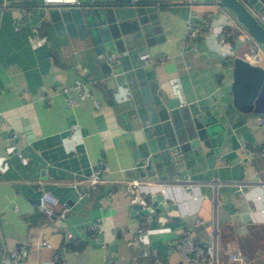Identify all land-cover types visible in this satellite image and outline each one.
I'll return each mask as SVG.
<instances>
[{
  "label": "crops",
  "instance_id": "crops-1",
  "mask_svg": "<svg viewBox=\"0 0 264 264\" xmlns=\"http://www.w3.org/2000/svg\"><path fill=\"white\" fill-rule=\"evenodd\" d=\"M4 2L12 7L0 12V264L21 244L20 264H156L144 245L161 264H180L173 243L182 229L201 243L215 239L218 264H264V113L239 110L232 91L236 56L264 63L236 18L214 0H149L156 7L143 23L133 0ZM22 8L29 14L17 28ZM204 19L211 30L186 36L189 22ZM35 31L44 42L32 41ZM144 51L156 62L139 68ZM85 74L94 78L88 95L70 106L58 90ZM193 110L207 129L197 144L189 143L198 133ZM179 140L186 150L174 160ZM101 161L109 170L92 189L88 177ZM134 178L141 203L162 192L179 216L133 212ZM40 190L66 211L56 223L39 208ZM98 220L100 233L92 229ZM138 225L147 229L141 239ZM238 248L243 262L229 258Z\"/></svg>",
  "mask_w": 264,
  "mask_h": 264
},
{
  "label": "built area",
  "instance_id": "built-area-1",
  "mask_svg": "<svg viewBox=\"0 0 264 264\" xmlns=\"http://www.w3.org/2000/svg\"><path fill=\"white\" fill-rule=\"evenodd\" d=\"M45 3L48 4H77L79 0H43ZM197 0H187L189 4L195 3ZM253 15L258 19V21L264 26V7L262 9H256L252 5H248ZM12 6L9 5L7 2L0 4V12L3 9L11 8ZM29 11L25 8H22L20 13L17 16L16 27L20 28L23 26L24 21L28 18ZM237 20V19H236ZM238 22V21H237ZM239 23V22H238ZM240 24V23H239ZM240 26L244 29L248 37V44L250 48V52L252 55L257 58L260 53L264 52V48L261 44H259L249 33L248 31L240 24ZM212 26L207 19H204L199 22H189L186 26V36H189L192 39H197L201 32L211 30ZM32 41L35 44H40L44 42L45 38L42 37L37 31H35L34 35L32 36ZM186 37L183 38V43L186 42ZM225 32L220 34V42H226ZM139 59L141 61L142 66H149L153 65L156 60L153 58L152 54L149 51H144L139 54ZM112 60L115 62L120 61V54L116 53ZM94 82V78L90 75L85 74L84 78L74 82L70 85L62 86L58 91L62 92L68 101L70 106H73L78 99H82L87 97L89 86ZM99 103V102H98ZM260 123L264 125V115L260 117ZM79 127L78 123H74L72 125V129H76ZM256 154H260L261 150L256 149L253 151ZM182 152L178 148H174L172 158L177 160L181 157ZM102 170H109V165L105 162L101 161L100 167L94 169L88 177V180L91 183V188L95 189L97 185L102 180L101 171ZM179 179V178H177ZM189 180V178L187 179ZM142 185V181L134 178L127 182V188L133 189L137 187V194H136V202H142V194L139 187ZM59 198L48 190H42L40 201H39V208L44 214L47 221L56 223L59 218H63L66 215V211L59 208ZM152 218V215L148 216V220ZM199 221V219H198ZM92 229L98 233L102 231L101 223L99 220L94 223ZM134 233L137 239L143 238L146 235L147 229L143 225H138L134 228ZM71 241L75 244L76 241L73 239L71 234L68 235ZM43 244L46 246H50V243L45 240ZM173 247L181 257L180 264H218V257H217V243L214 239L208 243H201L199 240L195 238L193 233L188 229H182L179 236L173 243ZM65 249V247H64ZM25 251V244H21L16 248L12 249L8 254V261L9 264H20L22 260L23 253ZM62 254V253H61ZM142 254L144 256H152L156 264H161L162 259L160 258L158 252L156 250L151 249L148 245L143 246ZM63 258V256H61ZM110 259V263L114 261L111 257V254L108 255ZM244 252L241 249H236L232 253H230L229 258L234 261L243 262L244 261Z\"/></svg>",
  "mask_w": 264,
  "mask_h": 264
},
{
  "label": "water",
  "instance_id": "water-1",
  "mask_svg": "<svg viewBox=\"0 0 264 264\" xmlns=\"http://www.w3.org/2000/svg\"><path fill=\"white\" fill-rule=\"evenodd\" d=\"M86 5L97 6L98 4L110 5L114 4V0H82ZM149 0H133V15L138 16L143 23V15L146 11L154 10L156 4L147 2ZM215 3L228 12H230L237 21L248 31V33L264 48V26L253 15L248 5H252L256 9L264 7V0H214ZM139 58V53H138ZM139 68H143L139 59ZM125 84L130 83L128 78L122 80ZM132 86V85H131ZM233 103L241 111L264 113V66L254 64L250 60L236 56L233 60ZM200 111H191L192 119L198 130L197 136L190 137L191 143H199L207 136L205 123L199 118ZM166 122L171 124L170 116L164 117ZM154 121L148 125L140 126L141 128L152 127ZM181 141V142H179ZM172 144V149L178 148L183 153L186 150L183 143L187 140H179ZM154 172L148 173L152 179H156ZM42 191H38L37 195L40 198ZM141 210L142 214L157 212L162 216L168 213L173 216H179V206L174 203H168L165 195L162 192L155 194V199L150 205H145L141 202H135L132 211Z\"/></svg>",
  "mask_w": 264,
  "mask_h": 264
},
{
  "label": "rangeland",
  "instance_id": "rangeland-1",
  "mask_svg": "<svg viewBox=\"0 0 264 264\" xmlns=\"http://www.w3.org/2000/svg\"><path fill=\"white\" fill-rule=\"evenodd\" d=\"M258 62L264 63V52L258 55ZM260 65V64H259Z\"/></svg>",
  "mask_w": 264,
  "mask_h": 264
},
{
  "label": "trees",
  "instance_id": "trees-1",
  "mask_svg": "<svg viewBox=\"0 0 264 264\" xmlns=\"http://www.w3.org/2000/svg\"><path fill=\"white\" fill-rule=\"evenodd\" d=\"M232 38V37H231Z\"/></svg>",
  "mask_w": 264,
  "mask_h": 264
}]
</instances>
